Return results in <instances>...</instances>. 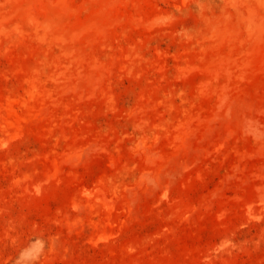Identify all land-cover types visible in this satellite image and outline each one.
<instances>
[{
	"label": "rangeland",
	"instance_id": "rangeland-1",
	"mask_svg": "<svg viewBox=\"0 0 264 264\" xmlns=\"http://www.w3.org/2000/svg\"><path fill=\"white\" fill-rule=\"evenodd\" d=\"M0 264H264V0H0Z\"/></svg>",
	"mask_w": 264,
	"mask_h": 264
}]
</instances>
